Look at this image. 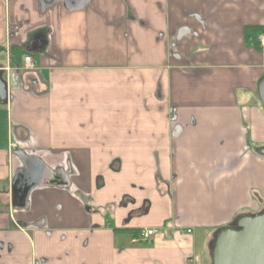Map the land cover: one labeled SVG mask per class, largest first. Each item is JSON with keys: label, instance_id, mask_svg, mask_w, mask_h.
Instances as JSON below:
<instances>
[{"label": "crops", "instance_id": "crops-1", "mask_svg": "<svg viewBox=\"0 0 264 264\" xmlns=\"http://www.w3.org/2000/svg\"><path fill=\"white\" fill-rule=\"evenodd\" d=\"M39 1L0 0V239L23 222L30 248H42L44 229L66 232L49 253L88 235L86 264H198L193 232L214 228L209 260L218 228L264 207V48L241 31L264 24V4L88 0L42 11ZM217 26L233 40L197 50ZM18 150L64 170L67 187L34 190L23 210Z\"/></svg>", "mask_w": 264, "mask_h": 264}, {"label": "water", "instance_id": "water-1", "mask_svg": "<svg viewBox=\"0 0 264 264\" xmlns=\"http://www.w3.org/2000/svg\"><path fill=\"white\" fill-rule=\"evenodd\" d=\"M87 1L85 0L81 6H72L68 9L81 8ZM49 5L40 0V10L43 11ZM256 91L259 101L264 106V75L259 78ZM6 98V81L0 73V99ZM260 152L264 155V145L261 146ZM17 156L21 164L28 167L34 179L52 178L60 183L63 176L66 177L63 170L48 167L38 156L23 151L17 152ZM211 246L209 264H264V207L252 213L236 216L218 228Z\"/></svg>", "mask_w": 264, "mask_h": 264}, {"label": "flooded vegetation", "instance_id": "flooded-vegetation-1", "mask_svg": "<svg viewBox=\"0 0 264 264\" xmlns=\"http://www.w3.org/2000/svg\"><path fill=\"white\" fill-rule=\"evenodd\" d=\"M84 1L85 0H42V3L52 5L57 2H61L66 8H68L72 6H81ZM260 4L263 5L264 0H260ZM259 14L260 16H263V11L259 12ZM201 23V26L205 27L203 20H201ZM246 24L253 23L248 22ZM185 30L189 31L188 28H180V32H183ZM57 170L62 171V169L59 167H57ZM63 172L65 173L64 170ZM14 186L20 188L23 193V202L20 206H22L21 208L25 210L27 209L28 199L34 190L43 187L65 188L67 187V183L65 176H63V179L60 181V183H57L56 179L52 178L43 180L34 179V177H32V173L28 170V167L21 165L19 166L18 170H16V175L14 177ZM21 223L22 224H17V226L4 231L5 234L3 238L0 239V264H72L71 259L75 257L79 258L77 264H86L84 258V250H86L88 244V235L80 240L77 249L73 247V244L68 243L60 251L49 253L48 249L50 247H59L64 243L66 244V241L68 239L66 232L57 233L55 230L44 229L42 236L44 237L46 242L41 245L42 248L37 245L30 248V246H27V244L25 243L24 235L31 237V230L29 228H26L23 222ZM10 236L14 239V241L9 240ZM54 236L55 241L51 242ZM76 240L77 234H74L71 237V241ZM24 245L25 247H27V250ZM37 251L40 252V254L35 256L34 252ZM95 264L102 263L97 262Z\"/></svg>", "mask_w": 264, "mask_h": 264}, {"label": "rangeland", "instance_id": "rangeland-1", "mask_svg": "<svg viewBox=\"0 0 264 264\" xmlns=\"http://www.w3.org/2000/svg\"><path fill=\"white\" fill-rule=\"evenodd\" d=\"M221 20V19H219ZM260 20H264V17H262ZM247 23V22H246ZM223 28L221 26L214 27V32L212 34L208 35H202L200 39L197 40L195 44V48L197 50H206L209 51L213 47L217 48H224L225 45L230 43L233 40V36L230 39L222 37ZM233 28H235V25H233ZM205 27L198 28V31L202 32L204 31ZM197 31V32H198ZM199 33V32H198ZM198 36V35H197ZM206 37V38H204ZM212 47V48H211ZM217 48V51H220L221 49ZM212 54H217L216 52ZM214 228H197L193 232L194 237V249L197 255V263L198 264H209V260L206 254V246H207V238L206 236L210 233H212ZM215 230V229H214Z\"/></svg>", "mask_w": 264, "mask_h": 264}, {"label": "trees", "instance_id": "trees-1", "mask_svg": "<svg viewBox=\"0 0 264 264\" xmlns=\"http://www.w3.org/2000/svg\"><path fill=\"white\" fill-rule=\"evenodd\" d=\"M241 31L243 34V40L245 44L250 45L251 47H254V48H259L258 43L256 41V36L260 33L264 34V24L262 23L244 24L241 28ZM16 49L18 48H12L13 51ZM173 125L177 126L175 119L173 120ZM258 149L260 150L261 146ZM216 232L217 230L214 232L211 242L212 240H214ZM211 250H212V246L210 245V254H211Z\"/></svg>", "mask_w": 264, "mask_h": 264}, {"label": "built area", "instance_id": "built-area-1", "mask_svg": "<svg viewBox=\"0 0 264 264\" xmlns=\"http://www.w3.org/2000/svg\"><path fill=\"white\" fill-rule=\"evenodd\" d=\"M256 41L258 43L259 48H264V34H260L257 36ZM23 63L25 68H33L34 67V61L31 55H24L23 56ZM158 230L156 228L154 229H142L140 230L138 234V238H133V242L136 241L137 239L140 240H147L150 238L152 235L156 234Z\"/></svg>", "mask_w": 264, "mask_h": 264}]
</instances>
